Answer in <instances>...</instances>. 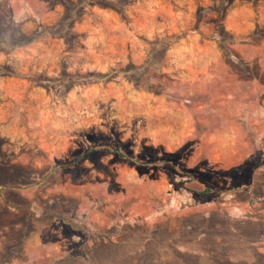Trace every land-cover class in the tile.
I'll list each match as a JSON object with an SVG mask.
<instances>
[{
	"label": "rangeland",
	"instance_id": "rangeland-1",
	"mask_svg": "<svg viewBox=\"0 0 264 264\" xmlns=\"http://www.w3.org/2000/svg\"><path fill=\"white\" fill-rule=\"evenodd\" d=\"M46 1L49 3L46 4ZM53 1L56 2L0 0V19H9L10 22L8 28H0V64L30 72L35 70V73L41 69V73L49 78L55 77L63 66L69 75L89 72L84 71L89 69L85 63L92 55L85 51L87 46L80 45L83 37L64 39L62 43L58 40L61 37L54 34L47 35L43 41H38L35 36L37 23L32 15L39 17L46 26L55 23L61 8L55 3L52 5ZM70 1L76 3L77 0ZM204 14L206 17L209 12L205 11ZM78 20V23L74 22L77 31L80 27L92 26L100 31L96 33L98 36L103 32L107 37L115 38L113 43L105 38H97L95 49L105 51L98 55L97 61V67L103 70L99 68L91 72L102 74L127 65L140 66L147 56V50H150L151 40L144 36L147 34L140 32L143 36L137 35L146 24L138 25L130 21L128 29L123 26L125 30L121 31V20L117 17V24L114 21L112 25L106 24L108 30L91 17ZM14 29L15 38H24V45L9 46V37H12ZM166 31L165 28L162 34ZM71 33L76 35L73 28ZM127 33L135 38L128 39L129 42L121 46L120 37ZM179 45L184 43L174 41L171 50ZM240 51L245 58H254L259 55L258 51L264 54V46L241 47ZM175 59V55L169 54L160 67L147 69L145 84L156 92L189 93V88L170 80L181 71L175 72ZM262 64L264 69V62ZM155 72L160 75H154ZM96 84L75 86L64 91L51 88L52 96H58V105L65 110L64 119H58L66 123L65 127L75 123L71 121L72 116L80 111L81 125L94 127L92 132L104 135V139L97 138L96 142L87 136L89 143L84 148L102 144L115 148V137L122 138V134H126L125 140L129 142L127 149L131 157L137 160L136 152L140 153L138 133H144L143 130L152 128V125L167 127L172 126L174 121L175 125L180 122L167 118L166 112L159 113L162 118L144 119L143 111H151L152 105L146 108V99H141V102L132 99L131 96L136 97L143 92L136 91L126 78L120 77L108 85L103 82ZM225 90L237 95L238 88L231 86ZM242 90L239 94L241 97L252 93L254 88L246 86ZM257 90L264 99V87L258 85ZM60 93L64 94V99H61ZM52 103L57 109L56 101ZM74 106L80 108L75 109ZM237 107L235 102L216 103L207 110H197L201 121L221 123V127L228 132L221 136H201L198 144L192 151L187 150L180 161L182 169L194 170L204 150L208 155L206 163L210 173L207 177L203 176V186L212 189L211 197L189 194L184 190L182 180L170 184L158 182L159 177L154 172L139 180L131 167L118 166L112 159L106 160L107 175L101 171L98 174L95 172L91 183L96 190L111 193L114 200H121L125 195L131 197L124 205L123 216L117 207H105L103 203L97 204L92 214L80 216L78 203L66 197L76 194L74 188L78 182L73 171H65V174L51 178L45 176L44 181L41 180L42 176L31 177L30 180L35 183L32 188L19 185V199L31 205L32 214L27 215L30 230L23 234L25 243L18 251L19 258L11 264H264V125L253 123L259 134L253 136L256 150H252L243 136L236 133L235 121L228 117L237 113ZM261 107L264 110V100ZM174 141L168 139V133L162 132L158 149L168 152L169 148L178 146ZM248 157L249 161L247 159L241 167H236ZM64 159L58 157L60 161ZM17 162L49 170L48 160L42 152L20 150L17 152ZM63 167H57V172H61ZM220 170L226 173L221 174ZM21 219L23 222V216L13 211L6 212L0 204L1 242L9 240L11 244L19 243L23 237L20 235L22 224L10 221ZM59 224L65 225V229L60 228Z\"/></svg>",
	"mask_w": 264,
	"mask_h": 264
},
{
	"label": "crops",
	"instance_id": "crops-1",
	"mask_svg": "<svg viewBox=\"0 0 264 264\" xmlns=\"http://www.w3.org/2000/svg\"><path fill=\"white\" fill-rule=\"evenodd\" d=\"M111 2H120L121 6L124 7V15H120L111 9L102 8L99 5H92L86 6L81 20L91 17L99 21L108 30L106 24L112 25L113 21L117 24V20H115L117 17L119 21L121 20V31L125 30L124 27L128 29L130 21H135L138 25L141 23L146 24V27L137 32L139 36L142 34L140 32H143L147 34L144 35L145 37L153 40L172 34H181L182 37L178 40V43H184V45H179L173 50H171L173 46L170 47L165 53L162 63L167 59L169 54L175 55L176 59L174 62H176L177 67L174 70L176 72L181 69V71L170 78V80L180 86L189 88L191 91L182 94L179 92L136 90L143 93L141 95L138 94L136 97L131 96L132 99L138 102H141V99H146L144 101V106L147 104L146 108H150V104L152 105L151 111H143V114H145L142 115L144 119L162 118L159 113L166 112L168 113L167 118L180 120L176 125L175 121L172 126L167 127L152 125V128L144 129V133H138L137 143L140 153L136 152V154L137 159L141 162L134 165L115 154L93 151L83 155L76 163H73V160L78 157L76 153L80 152L81 149H86L84 146L88 142L86 140L87 136L94 135L104 139V135L92 132V128L94 127L89 125L82 126L80 111H77L72 116L71 121L75 123L72 126L67 125L65 127L66 123L64 124V121L58 120L64 119L65 110H63V106L58 105V96L56 98L52 96L53 90L45 87L44 84L46 82H43V84L18 76L36 75L42 76V78L43 76L49 78L47 75L41 73V69H39L38 73H35V70L34 72H30L22 68L17 69L9 65L0 64V169L5 175L9 176V183L11 181L14 182L16 179L17 166L27 168L31 177L48 176L51 178L61 173L65 174V171H73V174L77 176L76 182H78L74 188L76 194L66 197L68 200L78 203L80 210L77 212L80 216L92 214L96 210V205L101 203L105 207L123 209L124 205H127L128 199L131 198L125 195L121 197V200L119 198L114 200V196L111 193L100 192L91 183L93 182L95 172L101 171L107 175V159L114 160L118 166L131 167L139 180H144L150 172H154L159 177L158 182L170 184L172 181H181L180 177L160 167H153V170L150 169L148 171L142 170L141 168H143L144 164L142 163L141 150L146 149L157 158L178 154L180 163L183 154L187 150L192 151L195 145L198 144L201 136H221L225 132H228V130L221 127V123L214 124L201 121L199 115L196 113L199 109L207 110L210 107H214L216 103H237V113L230 114L228 117L230 120L235 121L237 126L235 129L236 133L243 136L245 143L252 150H256V140L253 139V136L259 134L253 123L258 122L261 126L264 125V110L261 107L264 99H262L261 93L257 90L258 85L264 87V69L262 66L264 54L258 51L259 55H255L254 58H245L240 51L241 47L254 46L257 48L264 46V0H231L229 5L224 9H221L224 0H131L129 2H123L122 0L114 2L112 0ZM56 5L61 8V12L55 23L48 24V27L55 25L62 16L63 7L60 4ZM200 8L202 9L199 11L198 9ZM205 11L209 12L206 17ZM220 12L222 13L221 23L223 29L228 35L237 39H244L256 33L255 40L229 44L228 48L233 55L230 57L224 54L215 36V21L220 16ZM32 18L37 23L35 31L39 28L44 30L48 28L41 22L42 20L39 17L32 15ZM75 24L73 33L83 37L84 42L80 41V45L87 46L85 51L90 56L92 55V57L87 59L88 63H85V66H88L89 69L85 68L86 70L84 71H98L99 68L100 71L103 70L102 67H97V61L98 55L105 51L98 52L95 49L98 43L97 38L108 39L110 43L115 42V38H109L103 32L98 36L96 33L99 30H96V27L92 26H88V28L80 27L77 31ZM165 28L167 31L162 34ZM155 32L157 33L155 34ZM120 38L121 46H123V44L126 45L129 42L128 39L130 40V38L133 39L135 37L127 33ZM42 39L45 38L38 37V41H43ZM58 40L64 43L63 38ZM146 54H148V50ZM91 62L92 64H90ZM3 66H8L14 75L4 73ZM62 71H66L64 66L61 67L53 78H58ZM167 73L169 74V72ZM112 82H106V84L108 85ZM88 85L98 84L92 83ZM231 86L238 88L236 91L237 95L246 86L252 87L254 90L248 95L245 94L246 96L242 95L241 97L239 95L241 98H238L237 95H232L229 93L230 91L225 90V88ZM63 95L61 94V99L65 98ZM54 100L57 103V109L52 106ZM74 108L80 107L74 106ZM173 111H175V114H173ZM226 116H223V118ZM162 132L168 133V139H174V143L178 146L174 147V149L169 148L168 152L158 149L157 144L160 143ZM82 135H84L83 139ZM125 135L122 134V138L118 136L115 138L121 144L129 145L128 140H125ZM20 150L42 152L48 160L49 170L44 171V169L35 168L30 164L18 163L17 152ZM60 156L65 159L63 161L58 160ZM207 156L203 150L199 163L195 167L197 172L205 175L210 173V167L206 163ZM247 159L249 161L250 157L245 158V160L243 159V161L241 160L240 165L236 167H241ZM59 166H64L61 172H57V167ZM220 173L224 174L226 171L220 170ZM14 192L19 193L20 189L19 191L13 190V196L15 195ZM13 196L7 194V192L3 193V195H0V204H2L3 210L6 212L13 211L24 217L23 223L22 220L21 222L20 220H9L10 222L22 224L23 229L24 223H27V220L29 221L27 215L31 216L32 214V207L31 205H25L23 209H15L13 205H11L13 207H10L5 201L13 202ZM59 225L63 229L66 227L63 224ZM1 240L0 243L3 248L0 250V259L5 247L14 245L9 240H3L2 242ZM22 243L24 245V239H22ZM16 260L14 259L6 264H11Z\"/></svg>",
	"mask_w": 264,
	"mask_h": 264
},
{
	"label": "trees",
	"instance_id": "trees-1",
	"mask_svg": "<svg viewBox=\"0 0 264 264\" xmlns=\"http://www.w3.org/2000/svg\"><path fill=\"white\" fill-rule=\"evenodd\" d=\"M122 1L129 2L131 0H122ZM230 2L231 0H224L221 9H224L227 5H229ZM47 3H49V1H46V4ZM54 3L60 4L63 7L62 16L60 17L59 21L52 27L46 28V30L39 28L36 31L35 34L36 37L39 36L46 37L49 34L50 35L54 34L66 40L72 37H76L77 39L78 37H82L80 35L73 36L71 31L74 22L80 19L81 16L84 14V10L86 6L89 7L92 5H99L102 8L111 9L112 11H115L120 15H124V7L121 6L120 3H112L110 0L109 1L108 0H77L76 3H73L70 0H59V1L56 0V2L53 1L51 4L53 5ZM221 17H222V13L220 12V16L215 21V36L217 37V41L220 48H222L226 56L228 57L233 56L230 49L228 48L229 44H235L237 42H246V41L248 42L256 39L255 36L256 33L244 39H237L228 35L223 29L221 23ZM9 26H10L9 19L8 20L0 19V28L2 30L8 28ZM15 31L16 30L14 29L12 31V37H9L8 44L10 47L24 45V38L17 40V38H15V34H16ZM181 37H182L181 34L180 35L172 34L149 41L150 50L148 51L146 58L144 59L143 63L140 66L127 65L124 68H120V69L113 68L108 72L102 74L88 72L84 74L77 73V74L69 75L66 73V71H62L58 78H46V77L42 78V76H36V75H18V76L22 78H29L39 83L46 82L45 84L44 83L43 84L45 85V87L49 89L56 87L62 90H68L78 85L111 82L121 77V78H126L128 81H130L136 90L154 92V90L151 87L145 84L144 74L147 72V69H149L151 66L160 67L165 53L169 50V48L174 43V41L176 42ZM6 47L7 46H5V48ZM2 69L4 73L14 75L12 74V71L8 68V66H3ZM158 74H159L158 72H155L154 75H158ZM92 136L94 137V140ZM92 136L91 135L88 136V139L91 140L92 142H96L99 138L102 139L101 137L98 136H94V135ZM115 142H116L115 148H112L110 145L102 144L101 146L97 145L89 148L87 147L86 149H81L80 152L76 153L78 157H76L73 160V163H76L83 155L93 151H102V152L115 154L121 159L129 163H132L134 165L138 162H141L138 159L134 160L131 157L130 151L127 149L126 144H121L118 141ZM141 153H142L141 155L142 163L144 164L143 168H141L142 170L146 171L153 167H160L165 171H168L171 174H175L176 176L180 177L182 179L181 182L184 190H186L189 194L195 196L198 195V196L211 197V194L213 192L212 189H210L207 186H203V182H204L203 178L207 177L208 174L207 175L201 174L200 172H197L196 169L194 170L182 169L181 164L179 163L178 154L173 156L170 155L162 158H157L155 156H152L146 149L141 150ZM16 174L17 175L15 181L14 182L11 181V183H9L8 182L9 176L5 175L3 171L0 169V195H3V193L7 192V194H11V196H13L12 191L13 190L19 191L20 189L19 185H23L26 188H32L34 186L35 183L32 180H30L31 176L29 175V171H27V168L17 166ZM44 179L45 176L41 177V180ZM14 193L15 195L13 196L14 199L13 202H8L7 200L5 201L7 205H9L10 207L14 206L17 209H23L25 205H28L27 201H24L21 198L19 199V193L16 192ZM16 204L19 206H17ZM118 211L121 213V216H123L124 214L123 209L118 208ZM24 224L25 225L23 226V229L21 230V234H20L21 237L23 236V234H25L30 230L28 222ZM23 238L24 236L22 237V239ZM22 239H19L18 244L16 243L13 246L5 247L4 252L1 254L0 264L10 263L14 259L19 258L18 251L20 252L21 250L20 248L23 246Z\"/></svg>",
	"mask_w": 264,
	"mask_h": 264
}]
</instances>
